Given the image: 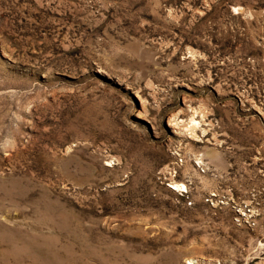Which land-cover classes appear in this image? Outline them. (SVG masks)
Instances as JSON below:
<instances>
[{
	"label": "rangeland",
	"instance_id": "1",
	"mask_svg": "<svg viewBox=\"0 0 264 264\" xmlns=\"http://www.w3.org/2000/svg\"><path fill=\"white\" fill-rule=\"evenodd\" d=\"M190 262L264 264V0H0V264Z\"/></svg>",
	"mask_w": 264,
	"mask_h": 264
},
{
	"label": "bare ground",
	"instance_id": "2",
	"mask_svg": "<svg viewBox=\"0 0 264 264\" xmlns=\"http://www.w3.org/2000/svg\"><path fill=\"white\" fill-rule=\"evenodd\" d=\"M175 128H176V127H175ZM175 186H176L177 189H179V188H178L179 185H175ZM180 187H181L182 189L185 188L184 185H183V186H180ZM173 189H175V188L173 187ZM184 190H185V189H184ZM181 191H183V190H181ZM190 264H192V262H190Z\"/></svg>",
	"mask_w": 264,
	"mask_h": 264
}]
</instances>
